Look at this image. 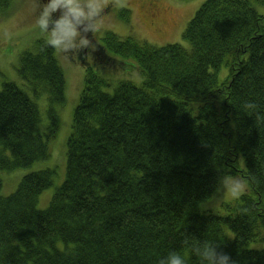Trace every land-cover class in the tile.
Here are the masks:
<instances>
[{"label":"trees","instance_id":"obj_1","mask_svg":"<svg viewBox=\"0 0 264 264\" xmlns=\"http://www.w3.org/2000/svg\"><path fill=\"white\" fill-rule=\"evenodd\" d=\"M251 1L264 8V0H205L182 34L189 49L104 35L97 51L117 60L85 67L65 177L47 208L36 204L53 169L26 174L0 196V264H158L173 251L198 264L186 236L218 243L236 264H264V249L249 248L264 242V124L256 123L264 117V14ZM129 60L142 85L124 80L104 91L99 72ZM222 66L228 75L219 83ZM16 71L31 96L14 82L0 88L5 172L49 158L65 101L63 71L43 41ZM226 174L248 180L247 193L198 211Z\"/></svg>","mask_w":264,"mask_h":264},{"label":"rangeland","instance_id":"obj_2","mask_svg":"<svg viewBox=\"0 0 264 264\" xmlns=\"http://www.w3.org/2000/svg\"><path fill=\"white\" fill-rule=\"evenodd\" d=\"M48 1V0H45ZM44 0H8L0 7V88L4 82H14L31 96V93L24 82L19 78L16 68L19 57L26 51L33 49L35 42L43 41L35 25L36 16L39 14V5L45 3ZM205 0H125L124 6L113 8L109 6L105 10L102 19V26L92 36L96 44H102V39L106 33L116 35L120 39L131 37L140 43H147L153 47H163L169 44H179L189 49V45L181 37L188 22L193 18L196 11ZM252 2V1H251ZM147 4V7L143 4ZM142 6V10L139 8ZM255 11L263 15L264 8L252 2ZM148 8V11H147ZM123 15V16H122ZM150 15L155 20L150 19ZM153 23V24H152ZM11 33L10 39H5L3 33ZM94 44L88 49L89 53L84 59L90 65L94 62ZM55 51V50H54ZM65 79V101L63 105L57 106L59 116V128L55 139L51 142L50 156L45 161L34 163L26 169H19L14 172L0 170L2 188L0 196H8L13 193L19 180L26 174L53 169L55 175L51 187L41 193L36 207L38 210L47 208L49 201L65 177L66 168V142L70 133L73 112L79 102V96L83 89L85 68L84 61L77 56L70 60H64L55 51ZM130 60L125 62V66L117 68L103 69L99 75L109 81V87L104 88L106 92H112L114 87L124 80L133 82L136 86L142 85V77L137 71L127 68ZM132 64L133 61H132ZM131 71V73H130ZM228 75V69L222 66L216 73L219 83L223 82ZM39 108L44 112L45 100L37 101ZM243 167L242 160L240 161ZM234 199L222 190H217L212 197L197 205V210L218 211L222 204L231 203ZM251 249H264V242L251 243Z\"/></svg>","mask_w":264,"mask_h":264},{"label":"clouds","instance_id":"obj_3","mask_svg":"<svg viewBox=\"0 0 264 264\" xmlns=\"http://www.w3.org/2000/svg\"><path fill=\"white\" fill-rule=\"evenodd\" d=\"M125 0H48L39 5V14L35 25L44 37V44L55 50L64 60H70L84 49L93 46L89 34L96 33L102 26L105 10L123 7ZM5 39L11 33H3ZM246 112H255L257 105L245 102L242 106ZM256 123L264 124V117L258 113ZM218 190L239 200L248 191L249 181L241 176L223 175L217 178ZM183 245L194 255L198 264H236L226 253L218 251L219 244L212 240L198 241L186 236ZM158 264H187L184 256L178 252H170L158 261Z\"/></svg>","mask_w":264,"mask_h":264},{"label":"bare ground","instance_id":"obj_4","mask_svg":"<svg viewBox=\"0 0 264 264\" xmlns=\"http://www.w3.org/2000/svg\"><path fill=\"white\" fill-rule=\"evenodd\" d=\"M143 5L147 7V4L144 3ZM143 5H142V6H143ZM142 6L140 5V7H139L141 10H142ZM147 11H148V8H147ZM150 19H151V20H155V17L152 16V15H150ZM152 24H153V23H152Z\"/></svg>","mask_w":264,"mask_h":264},{"label":"flooded vegetation","instance_id":"obj_5","mask_svg":"<svg viewBox=\"0 0 264 264\" xmlns=\"http://www.w3.org/2000/svg\"><path fill=\"white\" fill-rule=\"evenodd\" d=\"M45 1V0H44ZM48 1H45V3H47Z\"/></svg>","mask_w":264,"mask_h":264}]
</instances>
